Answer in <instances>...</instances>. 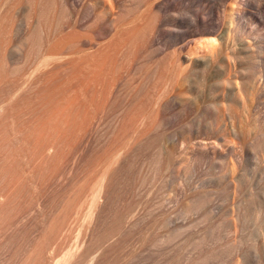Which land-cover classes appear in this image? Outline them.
<instances>
[{
    "label": "rangeland",
    "instance_id": "1",
    "mask_svg": "<svg viewBox=\"0 0 264 264\" xmlns=\"http://www.w3.org/2000/svg\"><path fill=\"white\" fill-rule=\"evenodd\" d=\"M122 2L120 38L101 39L111 47L109 77L97 69L87 101L71 103L68 73L39 70L29 39H8L20 57L0 62V264H264V226L248 219L253 205L264 211V133L245 116L227 136L216 95L166 101L169 33L229 28L233 0H168L162 22L154 0ZM248 5L237 29L264 39V0ZM90 22L83 32L93 37L104 17ZM207 36L182 41V72L188 59L211 55L199 43Z\"/></svg>",
    "mask_w": 264,
    "mask_h": 264
},
{
    "label": "bare ground",
    "instance_id": "2",
    "mask_svg": "<svg viewBox=\"0 0 264 264\" xmlns=\"http://www.w3.org/2000/svg\"><path fill=\"white\" fill-rule=\"evenodd\" d=\"M122 1L0 0V62L4 60H17L20 57L18 51L12 45L9 46L8 39H11V35L15 33L18 36L27 38L31 41L32 47L36 49V53L39 55V70L43 73L55 71L68 73L69 78L66 80L63 89L69 94L70 100H72L71 103H76L81 99L87 101V97L90 95L88 94V89L94 87V90H96L95 86L101 80L98 72L103 70L102 68H105L102 65L107 63L105 60L108 57L109 50H111L108 41L101 43V39L111 32H114L113 35L120 31L122 33V29H124L122 28L124 25L116 24V21H118L116 12L119 10ZM167 1L154 0L151 8H149L150 11L157 9L161 14V18L159 19L161 22L165 18L164 16L169 15L167 12ZM248 1L233 0L229 4V11L226 14L229 28L223 29L220 22L201 23L200 27H196L189 33H180L178 32L179 29L175 30L173 28L174 30L169 33V39L165 44L166 46H164L173 47V49L171 48L172 50L169 48V51L173 53V58L170 61L168 60L166 89L164 88L167 90L166 94H168L166 101H173L179 97L181 100V96L184 95L193 97L204 94L218 96L220 99L218 113L222 119L227 120L228 118L230 120L232 128H227L228 130L224 129L225 134L231 137L237 136L243 128L245 116L253 117L252 120L255 127L264 133V110H262L264 106V39H260L259 35L252 36L250 39L242 38L241 33L237 29L240 25L239 19L248 14ZM150 14L153 13L150 12ZM102 16L104 17V23L99 29L92 30L93 37L83 32L88 22L92 20L98 22L102 19ZM168 17L166 20H168ZM175 20L174 16L169 19L174 27L177 26V21L175 22ZM231 25H234L236 30H234L235 37L232 43H229L228 32L231 29ZM142 32L141 34H144V31ZM201 33L215 36L204 37L203 41L199 42L203 47L209 49L211 55L206 56L202 54L188 59L190 65L182 72L181 58L184 57L180 52L185 46L182 41L188 36ZM142 38L145 45L149 44L151 39L150 33L145 34ZM110 44L113 43L110 42ZM218 44L220 46L219 50L217 49L218 53H214ZM163 49L165 50L166 48ZM109 55H112V53ZM111 60L110 62H112ZM209 61H211V65L207 66ZM107 64L105 69H108V66L111 67L109 65L111 63L108 62ZM97 69L100 70L97 72ZM109 70L111 71L112 69L109 68ZM107 71L104 72L106 73L105 77L108 78L107 74L109 73ZM102 74L104 73L102 72ZM101 77L105 78L102 75ZM261 78L263 80L260 83ZM105 79H102L103 82ZM84 81L86 83H83ZM97 81L98 83H96ZM91 82H93V87H91ZM102 84L100 83L101 86ZM164 89L162 92H164ZM94 90L90 91V93L94 92ZM163 96L154 98L152 102L157 104L158 100ZM154 117H157V113H155ZM173 146L169 148L170 154L176 151L175 146ZM201 146L205 150L206 145L201 144ZM222 146L225 145L222 144ZM210 148L215 149V146L211 144ZM228 164L230 165V171H232L234 169L233 162L229 161ZM237 179V177L234 181L233 179H228L227 187H235ZM100 188L101 186L99 190ZM97 196L98 194L95 195V197ZM248 219L255 226L263 227L264 211L261 212V206L253 205L250 208Z\"/></svg>",
    "mask_w": 264,
    "mask_h": 264
}]
</instances>
